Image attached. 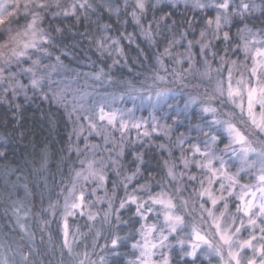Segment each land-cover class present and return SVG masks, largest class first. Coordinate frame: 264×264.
<instances>
[{"label": "snow or ice", "instance_id": "snow-or-ice-1", "mask_svg": "<svg viewBox=\"0 0 264 264\" xmlns=\"http://www.w3.org/2000/svg\"><path fill=\"white\" fill-rule=\"evenodd\" d=\"M161 3L162 0H134L131 12L132 22L149 44L158 46L157 36L165 41L163 51L155 56L153 85L167 75L181 79L193 75L211 81L215 72L217 78L215 87L205 99L191 97L184 110L175 113L173 123L177 125L184 120H198L189 128L196 135L188 138L182 133L175 141L169 137V144L156 145L168 157L162 159L163 176L157 181L160 190L155 191L150 181H146L137 183L129 191L133 181L142 176V171L138 164L131 174L124 173L121 165L125 155L124 136L129 127L140 129L142 124L118 121L116 112L106 111L107 94L86 107V92L72 89L70 83L61 86L63 81H55L54 73L68 70L62 59L68 56L67 45L62 44L64 30L53 28L51 24L47 29L43 26L47 18L75 17L79 21L84 16L86 19L88 10L95 12L96 7L103 8V5L94 7L91 0H75L67 7L61 0H0V102L11 103L9 96L12 100L18 96L28 99V93L32 92L63 107L73 124L68 150L75 152L80 165L79 168L69 166L67 184L63 179L56 184L58 191L53 200L48 178L43 175L48 170L50 156L47 146L41 148L36 168L44 181L42 186L37 185L41 187V206L38 210L27 206L25 202L33 192L25 183L23 197L11 202L15 226L22 235L18 233L19 240L13 241L15 248L8 246L7 251L13 253L11 258L6 252L0 253V264H38L33 257L47 255L46 252L37 253L33 248L36 232L26 223L29 216L35 217L33 227L42 234L48 233V243L53 246V251L58 245L59 264H95L90 259L87 244H83V250H78L81 238L86 239L89 234L93 249L98 238L103 237L106 240L104 248L113 256L119 255L117 250L123 242L138 235L139 239H134L131 244L135 259L128 264H172L173 249L179 250L181 259L187 258L185 264H197L201 257L209 260V264L211 257H219L217 264H264V0L259 4L255 0H239L238 3L235 0H191L192 8L213 12L194 39H188L197 31L192 21H185L187 27L183 31L174 20L170 24L164 23L171 14L158 19L153 15L147 26L142 23L141 18L149 10L159 11ZM232 26L237 29L234 38L230 34ZM109 28L110 25H100L101 31ZM226 28L229 30L225 31ZM121 39L131 41L132 36L102 35L95 39L96 51L101 56L112 57V64L107 65L108 72L100 68L83 75L97 82L113 83L109 72L120 64L113 52L123 55ZM214 41L223 43L224 52L230 55L218 57V51L213 50L216 48ZM197 46L198 51L194 52ZM179 47L184 51H176ZM197 56L202 59L197 60ZM209 56L219 58V66L215 69ZM165 57L170 61L167 67ZM185 63L187 67H184ZM225 72L226 76L223 75ZM80 76L81 73L76 72L73 79ZM151 89L152 85H149L142 94L129 82L128 91L123 95L141 100H152L154 95L158 106L166 103L163 98L168 90L153 93ZM193 104H198L200 111L190 115L187 109ZM15 107L19 109L20 105ZM167 108H174V105L167 104ZM157 127L154 124L152 132L157 131ZM113 130L120 132V140L113 135ZM170 130L169 126L161 129L165 135ZM86 131L90 136L100 137L104 144H111L112 148L105 151L115 152V157L97 158L100 145L86 143ZM150 135L147 129L143 131L144 137ZM73 138L76 141L83 138L84 148L74 143ZM186 143L187 148L184 147ZM174 149H179V156L174 155ZM5 155L0 151V158ZM135 159L142 164L144 153L138 152ZM109 171L115 173L116 180L110 181ZM109 182L111 189L107 187ZM119 189H123L122 197L118 195ZM45 191L49 192L46 208L43 207ZM101 191L103 195L99 194ZM8 195L11 197L13 193ZM99 205L106 207L101 209ZM195 205L201 213V223L211 221L210 227L214 230L211 238L193 222ZM128 210L138 218L139 228L135 234L121 236L118 228L120 224L128 223L122 219L123 212ZM77 218H83L84 224H79ZM52 224L56 225L55 235ZM105 225L111 229L107 234ZM82 227L88 231H81ZM23 241L27 243L22 244ZM3 247L0 244V248ZM100 261L107 264L104 256Z\"/></svg>", "mask_w": 264, "mask_h": 264}, {"label": "trees", "instance_id": "trees-1", "mask_svg": "<svg viewBox=\"0 0 264 264\" xmlns=\"http://www.w3.org/2000/svg\"><path fill=\"white\" fill-rule=\"evenodd\" d=\"M63 1L66 0H61L62 5ZM91 2H93L94 7L97 5H103L102 0H91ZM255 2L259 4L261 0H255ZM190 6L191 5L186 3L185 0L182 3H173L166 0L160 5V10L156 11L155 14L158 15L160 12L171 14L169 20L176 21L180 26V30L187 27V24L185 23L187 20L192 22L197 20L196 22H198L204 15L211 16V10L201 14L202 12L200 10L192 9ZM80 12L83 11L80 10ZM87 12H89V15L91 16V23H88V19L86 20L84 16H81L79 21H77L75 17H60L56 19L47 18L46 23L43 26L47 29L49 24H51L53 28L60 27L64 30L62 44L67 45L66 50L74 55V60H78L80 59V56L83 57L84 55V59H86L87 56L88 59L93 61L95 67L98 66L104 69L107 66L105 60L102 59L96 51L88 47L84 39L91 27L110 25V28L107 31L111 36L116 38H120L126 33L131 34L135 45L140 47V51L136 52L134 46L127 43L125 39H121L120 44L128 53L126 62L129 69H122V71L115 70L114 73L119 76L120 80L125 77L128 78L130 77L129 75H131L133 79L131 82L133 83L137 77V72L142 71L147 78L153 75V68L151 66L153 65L154 55H152L147 49L146 41L140 38L137 33V27L132 23V20L127 13L123 14L125 21L124 27H120L115 21L113 15L104 7V5L103 8L96 7L95 12L92 10H88ZM194 24L195 23H193V26ZM228 30L229 29L226 28V31ZM236 30V26L231 27L230 34L233 38L235 37ZM214 43L216 48L213 50L218 51V57L230 55V53L226 54L224 52L225 45L223 43L219 41H214ZM155 47L156 54L159 46L155 45ZM179 49H182V47H179ZM80 50H82L86 55L81 53ZM218 57L212 59L213 62H216V66L219 65L217 63L219 60ZM197 58L200 59L201 57L197 56L196 59ZM231 58H235V56H232ZM62 59H64V63L68 65V60L64 57H62ZM166 64H169V62H166ZM77 65L78 67H75L74 69L76 72L81 73V76L77 79L86 82V79L89 78L84 76L83 73L89 72V66L85 64L80 65L79 63ZM185 66H187L186 63ZM61 74H64V72ZM66 74L69 76H75V74L69 71ZM55 75L56 74L54 73L53 77ZM180 86L181 85L177 87V85L172 83V80H168L167 85L164 87V90H168L169 92V98L166 99L165 102L167 101L166 103L174 105V109L172 108L170 112L167 113V117L162 114L164 111V104L159 106L157 105L153 111L148 113L145 111L141 112L142 116H145L146 120H150L147 121L150 125L155 122L158 124L163 123L172 129L173 121L170 118H174L177 108H184L185 106H181V99L182 94L186 92V90L182 89ZM154 89L155 87L151 90ZM105 90L111 94L118 95L120 102L126 104V107L132 106L134 99L130 98L128 95H123L128 90H124L121 84L106 87L105 89L99 88L101 93L105 92ZM204 97H206V95L203 96L201 94L200 99L203 100L205 99ZM8 99L11 103L0 102V138H3L0 139V151L6 153L5 157L0 158V244L4 245L3 248H0V253L6 252L7 255L12 253L7 251L8 246H15L13 241L19 240V235H17L19 233V228L15 226V217L11 212V202L18 197H23L24 191L22 186L25 183L28 184L29 188L33 192V195L25 202L27 206L33 208L34 210H38L41 206V187L37 185L42 186L44 181L36 173V168L39 165L41 148L47 146L50 156L48 170L44 172L43 175L48 178V187L51 189V196L53 200H55V194L58 191L56 184L62 179L65 184H67L68 173L70 171L69 166L76 167L78 162L75 152H69L68 150L70 124L62 107L53 103L51 100H45L37 97L36 95H29L28 99L18 96L16 101H13L9 97ZM17 104L20 105L19 109L15 107ZM199 111L200 106L198 104L192 105L188 108V113L190 115L198 114ZM197 122V119L181 121L180 127L182 126L183 134H194V131L190 132L187 130L191 127V125H194ZM166 136L167 135H154L153 138L154 141L161 144L166 142V139H164ZM144 138L150 140L147 137ZM139 147L140 146L130 147L125 145V155L122 159L126 166V170L129 174H131V172L135 171V168L139 164L142 176L138 177L137 180H134L133 184L146 181H156L155 184H157V181H160L163 176L162 159H164V157L162 158L156 150L154 151L152 149L145 148L141 150ZM138 152L144 153V161L142 164L135 159ZM74 161H76L75 164H73ZM108 176L110 181L117 179L113 172H108ZM13 185H15V188H13ZM107 187L109 189L112 187L111 182L108 183ZM9 192L13 193L11 197L8 195ZM118 195L120 196V191H118ZM48 196L49 192L45 191L43 193V207L45 208L47 207ZM122 219L127 220L128 223L119 225V234L121 236L128 233L135 234V230L139 228V223H137L138 218L133 216L132 210L124 211ZM77 220L79 224H84L83 218H77ZM34 222V216H29L26 221L31 230L36 232V239L33 244V248L37 253L46 252L47 255L41 254L39 256H34L33 259H37L38 264L39 262H42V264H49V261H51V264H59L61 256L58 245L56 246L55 251H53V246L48 243V233H40L35 227H33ZM51 227L53 229V235H55L56 225L52 224ZM104 228L106 234L108 231H111L107 225H105ZM81 231L87 232L88 229L86 227H82ZM19 234L22 235V233ZM41 235H43V241L41 240ZM135 237L136 235H134V239ZM134 239L133 237H130L127 241L123 242L121 247L117 250L119 255L113 256L110 255L108 250L104 248L106 240L103 237H100L98 238L96 244V247H100V251H98L99 256H104L107 260V264H128L131 254L130 247L134 242ZM90 241H92L91 234H89L86 239L81 238L78 249L82 247L83 242L89 246ZM21 243L26 244L27 241H23ZM172 253H174L172 263H177L178 255L174 251H172ZM15 259L19 261L18 258ZM64 259H67V257ZM186 260L187 259H184V262H186ZM97 264H101V261H98Z\"/></svg>", "mask_w": 264, "mask_h": 264}, {"label": "rangeland", "instance_id": "rangeland-1", "mask_svg": "<svg viewBox=\"0 0 264 264\" xmlns=\"http://www.w3.org/2000/svg\"><path fill=\"white\" fill-rule=\"evenodd\" d=\"M102 1H103L102 3L104 5V7L113 15L115 21L118 23V25L120 27H124V24H125V21H124V18H123V14L124 13H127L129 15V17L131 18V20H132L131 12H132L133 7H134V0H127V7L125 6V0H102ZM164 1H166V0H162V3ZM169 1H171L173 3H177V2L182 3L184 0H169ZM74 2H75V0L63 1V6L67 7V6L71 5ZM151 2H155V0H151ZM235 2L238 3L239 0H235ZM187 3L189 5H191V0H187ZM183 5H186V4H183ZM117 8L119 9L118 12L116 11ZM192 9H195V8H192ZM195 10H199V9H195ZM232 10H235V9H232ZM81 11H83V10H81ZM201 14H203V12ZM85 15H88L86 20L88 19V23H89L91 21L90 20L91 16L89 15V12H87ZM153 15H155V17L158 19L160 16L166 15V14L163 13V12L162 13L160 12L158 15H156L155 13H153L152 10H149L147 15L145 17L141 18L142 23L145 26H147L148 23L150 21H152ZM212 15H213V12L211 11V16ZM208 17H210V16L204 15L201 19H199L198 22H196L197 20L193 21V23H195L193 27H195L197 31L194 34L189 35L188 39H194V38H196L198 36L199 30H201L203 28L204 21ZM164 23L165 24H170L171 20L167 19V20L164 21ZM177 25H178V23H177ZM152 27H153V29H155V24L154 23H153ZM161 28L163 29V25H161ZM183 30L184 29L182 28L181 31H183ZM225 31H226V29H225ZM137 33H138V35L140 36V38L142 40L146 41L144 39V37L139 34V28L138 27H137ZM102 35L111 36L108 33V31H101L100 27H91V29L89 30L87 35H85L84 39H85V42L88 45V47H90L91 49L96 51L93 41L95 39L99 38ZM128 35L129 34H127V33L124 34V36H128ZM111 37H113V36H111ZM113 38H116V37H113ZM156 39L159 41V45H158L159 49L156 52V54H158L159 52L163 51V48L165 46V41L160 36H157ZM125 40H126L127 43H129L132 46H134L136 52L140 51V47L135 45L133 37H132L131 41H129L128 39H125ZM146 45H147V49L150 51V53L152 55H154L153 65L151 66L152 68H154L155 67V56H156L155 50H156V47H155V45L149 44L147 41H146ZM176 51L183 52L184 48L183 47H182V49L177 48ZM193 51L194 52L198 51V46L196 48H194ZM80 52L85 54L82 50H80ZM97 53L100 55L99 52H97ZM57 54H59V53H57ZM127 56H128V53L124 49H123V55L122 56L116 55V53L113 52V57L115 59H118L120 61V64L117 65V66H114L111 69V72H109V75L111 76V78L113 80V83H111V84H108L107 82H103V83L102 82H97V81H94V80H91V79H86V81H87V83H86V82L78 80V79L74 80L73 79L74 76H69L68 74H66L68 71L73 73V74H75L76 70L74 68L78 67V65H77L78 63L80 65L81 64H85V65L89 66V69H90L89 72H94V71H97V70L100 69V67H98V66L95 67L94 66L95 64L93 63V61L88 59L87 56H86V59H84V55H83V57L82 56L79 57L80 59L74 60V55L72 53H69V52H68V56L66 58L68 60V65H67L68 70H61L59 74H56L53 77V79L55 81H63L61 86H63V84L70 83V86H71L72 89L79 88L81 91L86 92L88 94L87 98H86L87 99L86 107L89 104H91V102L93 100L100 101L101 98L105 94H107L108 103L106 105V111L116 112L118 121L120 119H123V120L127 121L129 124L134 123V122H138V123L142 124V127L140 129H135V128L129 127V129L127 130V132L125 133V136H124L125 145L130 146V147L140 146L139 149H141V150L144 149V148L145 149H152L154 151L156 150V152H158L161 155L162 158L164 157V159H167L168 158L167 157V153L165 151L161 150V149L156 148V145L160 144V143H157L156 141H154V138H153L154 135H159V136L163 135V136H165V133L163 131H161V129L164 126H166V125H164L163 123L158 124L157 122H155L152 125H150V123L147 122V121H150V120H148V119L146 120L145 116H142V114H141L142 111H145V112L148 113L150 111H153L156 108L157 100H156L155 96L153 95V99L152 100H148V99L141 100L139 98L134 99L132 106L126 107L125 106L126 104H123V103L120 102V99H119L118 95L111 94V93L107 92L106 90H105V92L101 93L99 91V88L105 89L106 87H110V86H113V85H120L121 84L122 87L124 88V90H128L129 82H130L137 89H139L142 94L145 93V90L149 88V85H152V88L155 87V89L152 90V92L154 93L157 90H164V87L167 85L168 80H172V83L174 85H177V87L179 85H181L180 87L182 89L186 90V92H184L182 94V99H181L182 100V105L181 106H183V105H185L188 102V100L191 97H197V98L200 99L201 94L203 96H205L207 93H211L213 88L215 87V79L217 78L216 73L213 72V74H212L213 75V79L211 81H209L207 79H204V78H201L199 76H193V75H186L182 79L181 78H175V77H173L171 75H167L164 80L157 81L156 84L153 85V81H152L153 75L151 77L147 78L145 76V74H143V72L140 71V72H137V77L135 78L134 83H133V82H131V80L133 81L131 75H129L130 77H128V78L125 77V78L120 80L119 76L114 73L115 70L122 71V69H129L128 68V64L126 62V57ZM101 57H102V59L105 60L106 65H111L112 64V57H108L107 55L101 56ZM208 58L209 59H213L211 56H209ZM201 59L202 58H200V59L197 58V60H201ZM232 59H236V57L232 58ZM164 60L166 62L170 63V61L168 60L167 57H165ZM166 62H165V66L167 67L168 64H166ZM215 63L216 62L212 61L213 69H215L216 67L219 66V65L216 66ZM217 63L219 64V60H218ZM24 66L26 67L27 65H24ZM197 66L200 67V65H197ZM184 67H187V66L184 65ZM226 67H227V65H225V68ZM91 68H93V69H91ZM105 71L108 72L107 66L105 68ZM63 72H64V74H61ZM161 75H164V73L161 72ZM223 75L226 76L227 73L225 72V73H223ZM24 82H26V79L24 80ZM198 92H200V93H198ZM29 95L33 96L34 94L32 92H29L28 96ZM68 95H69V99H71L72 93L69 92ZM168 95H169V92L167 91L166 92V96L163 98L164 101L169 98ZM36 96L41 98L40 95H38V94H36ZM21 97H23V96H21ZM9 98H11V96H9ZM16 100L17 99H15L13 101H16ZM167 104L168 103H164V111L162 112V114H164L165 117H167V113L170 112V110L172 109V108L171 109L167 108ZM193 105H195V104H193ZM190 106H192V105H190ZM129 109H131V112L128 111ZM63 110H64V108H63ZM183 110H184V108H182V107L177 108V112H180V111H183ZM187 112H188V109H187ZM73 118H75V117H73ZM170 119L173 121L174 119H176V117L174 116V118H170ZM81 123L87 124V122L83 121V120H81ZM101 123H106V122H101ZM69 124H70V135H71L73 124H72V122L70 120H69ZM154 124L158 125V127H157V131L152 132V126ZM146 129L151 133L150 137H147L150 140L145 139L144 136H143V131L146 130ZM187 131H189V129ZM182 133H183L182 126L180 127V124L177 125V124L173 123V127H172L171 131H169L167 133V136L164 138V139H166V142L164 144H169L170 143L169 137H171V141H175L176 138L178 136H180V134H182ZM84 135L88 137L86 143H88L89 145H93V144L100 145L99 149H97V158L103 157L105 160H107L109 155L115 157V152L109 153V152L105 151V149L112 148L111 144H104L103 140L100 137L95 136V135H91L90 136V135H88L87 131L84 133ZM113 135L116 137L117 140H120L121 134H120L119 131L113 130ZM195 135H196V133H194V134H189V133L184 134V136L188 137V138L194 137ZM139 136H141V137H139ZM132 137H134V138H132ZM73 142L74 143H78L79 147L81 149L84 148L85 141L83 140V138H81L79 141H76L75 138H73ZM184 147L187 148V147H189V145L186 143L184 145ZM220 147H223V145H220ZM87 154L89 156H91V152H88ZM179 154H180L179 153V149H174V155L175 156H179ZM121 165H122V169H123L124 173L125 174H129L128 171L126 170V166L123 163V159L122 158H121ZM76 167L77 168L80 167L78 162H77V166ZM109 172H112V171H109ZM114 175H115V173H114ZM143 183H145V182H141L140 184H143ZM150 183L153 186L155 191H159L160 190L158 184H155L156 181H154V182L150 181ZM135 185L136 184L132 183V185H130V187H129V191H131V188L133 186H135ZM118 191H120V196L122 197L124 195L123 189H119ZM99 194L103 195V191H101ZM98 207L103 209V208L106 207V205H99ZM200 215H201V213L198 210V205H195L193 207V217H195L193 222L198 224V226L204 232H206L209 235V237L211 238L212 232L214 231L210 227L211 221H208V223H201V221L199 219ZM149 222H152V221H149ZM97 227H99V222H97ZM135 239H139V236L136 235ZM91 243H92V241H90V245H89L87 250L89 252L90 259L92 261H95V264H97L98 261H100V256H99V252H98V251H100V247H95L93 249ZM83 244H84V242L82 243V247H80L78 250H83ZM12 247L15 248L16 245L12 246ZM130 250H131V254H130L129 261L135 259V256L132 255V253L135 252V250L132 249L131 247H130ZM165 251H167V250H165ZM173 251L178 255V257H177L178 262L177 263L175 262V263H172V264H185L184 259H181L180 255H179V250L178 249H173ZM226 254H227V249H225V255ZM8 256L11 258L13 256V253H10ZM171 256L173 258L174 257V253H171ZM15 258L19 259L18 256H16ZM156 258H158V257H156ZM185 259H187V258H185ZM210 259H211V264H217V262L219 260V257H211ZM197 264H209V260L204 259L203 257H201L200 260L197 261Z\"/></svg>", "mask_w": 264, "mask_h": 264}]
</instances>
